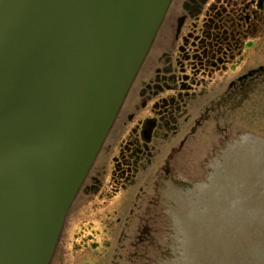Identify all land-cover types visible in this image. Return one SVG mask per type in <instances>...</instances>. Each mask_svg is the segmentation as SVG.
I'll list each match as a JSON object with an SVG mask.
<instances>
[{
    "label": "water",
    "instance_id": "obj_1",
    "mask_svg": "<svg viewBox=\"0 0 264 264\" xmlns=\"http://www.w3.org/2000/svg\"><path fill=\"white\" fill-rule=\"evenodd\" d=\"M170 2L0 0V264H50ZM219 145L145 264H264V137Z\"/></svg>",
    "mask_w": 264,
    "mask_h": 264
},
{
    "label": "rangeland",
    "instance_id": "obj_2",
    "mask_svg": "<svg viewBox=\"0 0 264 264\" xmlns=\"http://www.w3.org/2000/svg\"><path fill=\"white\" fill-rule=\"evenodd\" d=\"M169 15L139 74H157L178 55L170 36L171 13ZM252 44L251 48L242 51L243 60L239 65H228L225 73L214 74L210 81L206 79V89L200 90L202 94L194 95L190 110L186 111L188 118L178 116L176 119L177 133L163 136L161 132L154 140L152 160L150 164L137 167L135 185L127 191L126 202L120 194L117 195L119 202L108 195L111 165L107 166L108 175L102 186L105 191H82L67 211L50 264H145L166 231V221L164 217H157L145 222L141 215L160 212L159 207L149 205L148 200L153 195V182L170 150H178L176 156L173 154L181 175L185 179L197 180L203 177L202 160L213 147L222 149L219 139L223 135L231 139L241 131L264 137V38H254ZM260 67L252 79L244 82L242 90L229 89L231 81L244 75L240 73ZM136 88L137 85L125 104V114L136 97ZM143 114L140 111L136 115ZM131 123L126 118L123 123L121 115L109 139L126 133ZM128 207L132 208L131 212ZM123 216H127L125 220L118 219ZM145 224L151 226L152 233L149 238L139 240L137 235Z\"/></svg>",
    "mask_w": 264,
    "mask_h": 264
},
{
    "label": "flooded vegetation",
    "instance_id": "obj_3",
    "mask_svg": "<svg viewBox=\"0 0 264 264\" xmlns=\"http://www.w3.org/2000/svg\"><path fill=\"white\" fill-rule=\"evenodd\" d=\"M169 12L171 13L170 36L172 35L171 40L178 55L173 61H169L164 69L157 71V74H139L164 22L170 16ZM263 28L264 0H171L116 120L73 202L82 191L95 193L102 189L108 175V165H111L108 177L110 194L108 195L115 202H119L120 198L117 195L120 194L121 197L123 196V202H126L127 191L135 185L137 167L150 164L152 160L154 140L160 137L161 132L163 136L178 132L176 119L178 116L181 118L187 116L186 111L190 110L194 95L202 94L200 90L206 89L205 83H208L214 74L225 73L228 65H239L243 60L242 51L252 47L254 38L259 39L261 36L264 38ZM259 70L261 67L250 68L240 73L244 75L231 81L229 89L236 92L242 90L244 82L252 79V75ZM135 85H137L136 97L125 114L123 113L125 104ZM140 111L144 114L137 117L136 114ZM121 115L123 123L126 118L128 123L132 122L131 126L126 133L109 139ZM185 136L188 137V134ZM177 152L178 150L173 148L170 150L153 182V195L149 198L148 204L159 207L160 212L159 214L143 213L141 216L144 217L145 222L157 217L168 218L164 212L165 209L163 210L159 204L160 190L165 187V182L169 181L172 186L185 189L195 181L203 179L208 171L207 162L209 161L204 158L200 163L203 177L189 180L177 176L174 173L173 155L174 153L176 156ZM102 190L105 191L104 188ZM138 191H141V188H138ZM135 196L136 193L133 197ZM129 209L131 212L132 208L128 207V211ZM126 217H118V219L125 220ZM151 233V226L145 224L140 228L137 239H147ZM142 236L145 237L142 238Z\"/></svg>",
    "mask_w": 264,
    "mask_h": 264
},
{
    "label": "bare ground",
    "instance_id": "obj_4",
    "mask_svg": "<svg viewBox=\"0 0 264 264\" xmlns=\"http://www.w3.org/2000/svg\"><path fill=\"white\" fill-rule=\"evenodd\" d=\"M153 43V42H152ZM152 45V44H151ZM142 65V64H141ZM129 91V90H128ZM128 93V92H127ZM127 95V94H126ZM126 97V96H125ZM124 102V101H123ZM123 104V103H122ZM122 106V105H121ZM121 108V107H120ZM120 110V109H119ZM119 112V111H118ZM118 114V113H117ZM116 117H117V115H116ZM116 117H115V120H116ZM115 120H114V122H115ZM114 122H113V124H114ZM112 124V125H113ZM112 127V126H111ZM105 140V139H104ZM104 142V141H103ZM103 144V143H102ZM101 148V147H100ZM99 152V151H98ZM95 160V159H94ZM84 181V180H83Z\"/></svg>",
    "mask_w": 264,
    "mask_h": 264
}]
</instances>
